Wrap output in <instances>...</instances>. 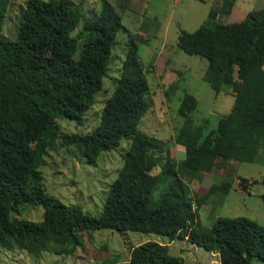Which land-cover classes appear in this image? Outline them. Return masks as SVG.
Masks as SVG:
<instances>
[{"label":"trees","instance_id":"obj_1","mask_svg":"<svg viewBox=\"0 0 264 264\" xmlns=\"http://www.w3.org/2000/svg\"><path fill=\"white\" fill-rule=\"evenodd\" d=\"M8 2L0 0V26ZM234 2L221 0L217 11L229 14ZM49 10L48 0H25L18 9L15 37L0 34V248L71 254L83 249L81 234L132 230L186 238L217 253L219 264L264 262V226L245 217H216L208 229L193 225L200 202L215 191L226 193L230 184H212L197 198L183 181L209 172L218 159L252 162L264 150V6L238 20L206 21L191 32L180 30L178 48L207 61L204 81L215 93L226 84L233 94L229 112L206 134L190 119L195 98L182 95L173 140L183 147L184 157L177 161L164 140L137 129L149 103L143 97L147 82L133 40L126 44L96 126L85 133L59 128L60 118L82 122L106 74L121 24L106 0L98 14L88 17L80 2L68 1L58 25L47 30V44L38 48ZM215 13L210 10L207 18L214 19ZM56 138L90 163L121 139L129 140L98 216L44 193L39 167ZM156 166L159 170L151 174ZM238 180V188L246 189V179ZM24 204L42 207L39 221L13 215ZM110 264L183 263L165 245L148 240L131 246L126 260Z\"/></svg>","mask_w":264,"mask_h":264},{"label":"rangeland","instance_id":"obj_2","mask_svg":"<svg viewBox=\"0 0 264 264\" xmlns=\"http://www.w3.org/2000/svg\"><path fill=\"white\" fill-rule=\"evenodd\" d=\"M25 0H9L0 34L13 39L16 34L18 9ZM50 10L46 18L38 48L47 44V30L55 28L68 1L80 2L84 17L98 14L102 0H48ZM119 15L121 28L115 36L116 43L110 49L106 74L101 86L94 93L93 103L83 114L80 124L64 118L57 120L62 131L89 132L98 123L101 108L111 94L112 81L124 57L126 44L133 40L141 64L147 89L143 94L149 108L141 116L137 129L162 139L169 155L176 161L184 157L183 147L173 137L180 123L177 107L183 94L195 98V109L190 113L194 125L201 126L203 134L214 129L219 117L227 114L232 104V91L226 84L215 93L203 79L207 61L197 55H187L177 46L180 30L191 32L206 21L226 23L253 8L264 6V0H235L229 14L217 11L221 0H106ZM210 10L216 11L214 19L207 18ZM75 31H73L74 33ZM264 68V65H263ZM141 70V71H142ZM129 140L100 152L93 163L86 162L71 145H64L59 138L44 155L39 167L44 193L64 205L77 207L81 212L98 216L109 183L116 177L122 164V154ZM153 167L151 174L158 171ZM245 178L246 189L238 188V179ZM191 196H202L212 184L228 182L226 193L208 194L196 208L193 224L208 229L216 217H245L264 226V150L252 162H235L218 159L206 173L183 178ZM157 197V190L152 194ZM193 207L196 203L193 202ZM42 207L24 204L18 207L16 218L39 221ZM82 247L71 254H55L52 251L28 252L16 248H0V264H110L128 258L131 246L145 241H155L166 246L170 255L183 264H219L218 255L197 246L186 238H172L151 232L132 230L97 229L80 235ZM251 264H264L253 260Z\"/></svg>","mask_w":264,"mask_h":264}]
</instances>
